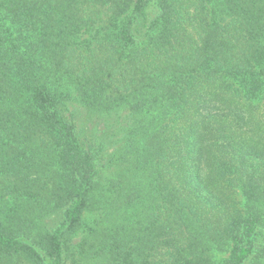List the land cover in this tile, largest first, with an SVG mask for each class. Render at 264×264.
I'll list each match as a JSON object with an SVG mask.
<instances>
[{"label":"trees","instance_id":"16d2710c","mask_svg":"<svg viewBox=\"0 0 264 264\" xmlns=\"http://www.w3.org/2000/svg\"><path fill=\"white\" fill-rule=\"evenodd\" d=\"M0 264H264V0H0Z\"/></svg>","mask_w":264,"mask_h":264},{"label":"rangeland","instance_id":"374dc122","mask_svg":"<svg viewBox=\"0 0 264 264\" xmlns=\"http://www.w3.org/2000/svg\"><path fill=\"white\" fill-rule=\"evenodd\" d=\"M85 123V124H84ZM83 125L85 126V131L83 133V136L93 139V135L95 132H97V135L100 134L101 128H102V122L98 120H91L84 122ZM97 138V137H96ZM78 242V237L74 239L73 244H76Z\"/></svg>","mask_w":264,"mask_h":264}]
</instances>
